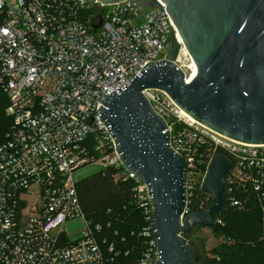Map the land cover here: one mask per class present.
<instances>
[{"label": "built area", "instance_id": "2783aa9c", "mask_svg": "<svg viewBox=\"0 0 264 264\" xmlns=\"http://www.w3.org/2000/svg\"><path fill=\"white\" fill-rule=\"evenodd\" d=\"M13 1L0 0V90L9 98L12 120L0 145V264H156L147 187L124 169L99 109L110 89L167 59L173 31L179 34L166 4ZM100 14L102 25L95 30ZM145 96L168 123L171 146L187 166L185 217L196 206L199 213L208 208L205 201L192 205L215 155L209 154L212 146L234 162L228 206L243 207L247 199L239 200L237 190L248 188L264 203V145L231 147L232 141L185 117L165 92L148 90ZM96 159L108 169L123 168L116 179L136 181L133 197L146 222L132 234L139 245L127 247L126 238L110 232L111 224L93 225L84 213L74 173ZM77 221L80 230L67 228Z\"/></svg>", "mask_w": 264, "mask_h": 264}, {"label": "water", "instance_id": "95a60500", "mask_svg": "<svg viewBox=\"0 0 264 264\" xmlns=\"http://www.w3.org/2000/svg\"><path fill=\"white\" fill-rule=\"evenodd\" d=\"M98 1L110 5L125 0ZM152 1L166 4L197 71L188 81L177 65L182 45L173 31L167 59L149 64L117 91L110 89L99 117L124 169L147 187L159 252L156 264H197L187 237L198 226L212 229L224 214L234 162L222 151L215 153L202 184L213 202L203 213L196 206L185 217L187 166L171 146L168 123L145 92H165L196 122L232 142L264 145V0ZM101 25L100 14L93 28Z\"/></svg>", "mask_w": 264, "mask_h": 264}, {"label": "trees", "instance_id": "16d2710c", "mask_svg": "<svg viewBox=\"0 0 264 264\" xmlns=\"http://www.w3.org/2000/svg\"><path fill=\"white\" fill-rule=\"evenodd\" d=\"M10 105L9 98L0 90V145L7 139L12 120L7 116L6 110ZM176 127L175 130H178ZM208 146L207 148H209ZM206 149L203 151L206 152ZM219 152L214 146L210 147L209 154ZM124 169L109 168L96 174L80 184H77L83 211L93 225L111 224L110 232L117 231L121 237L126 238L127 247L139 245V240L132 234L138 233L145 225L143 209L134 199L135 180L123 181L115 176ZM201 182V179H200ZM237 198L242 202L247 199L243 207L229 205L224 214L215 220L213 232L223 237V243L216 252V257L207 259L202 264H252L255 252L262 248L264 251V203L260 204L253 195L251 188L248 191L237 190ZM205 201L207 208L213 202L201 191L200 183L193 195V205ZM246 213H260L261 221L245 226L243 216ZM188 239V238H187Z\"/></svg>", "mask_w": 264, "mask_h": 264}, {"label": "rangeland", "instance_id": "374dc122", "mask_svg": "<svg viewBox=\"0 0 264 264\" xmlns=\"http://www.w3.org/2000/svg\"><path fill=\"white\" fill-rule=\"evenodd\" d=\"M8 2L9 4H14L13 0H4ZM181 55V54H180ZM190 56L187 53H184L182 58L180 59V67L185 72L186 76L190 73ZM228 145L231 147H239L240 145L238 143L233 142H227ZM219 151L224 152L223 149H219ZM114 153L109 154V159H112L114 157ZM108 168L106 167L105 163L101 159H96L91 163H88L84 166H81L78 168L74 173L75 182L77 184H80L82 181L96 175L99 173L104 172ZM264 213V210H263ZM263 219V215L260 213H246L245 216H243V222L245 226H250L255 224L256 222L261 221ZM82 223L80 221H77L71 225H69L67 228L71 231H78L82 228ZM188 241L192 244V246L195 249L196 258H197V264H202L207 259H213L216 257V252L219 249V247L223 243V237H220L218 234H215L212 229H205L203 227H196L190 232V234L187 237ZM252 264H264V251L262 248H259L255 252V259Z\"/></svg>", "mask_w": 264, "mask_h": 264}, {"label": "bare ground", "instance_id": "6f19581e", "mask_svg": "<svg viewBox=\"0 0 264 264\" xmlns=\"http://www.w3.org/2000/svg\"><path fill=\"white\" fill-rule=\"evenodd\" d=\"M179 39H180V43H182V39H181L180 36H179ZM184 53H187V54H188L187 50L183 47V50H182V52H181V55L179 56V60L182 58V56L184 55ZM189 60H190V59H189ZM180 62H181V61H180ZM189 69H190V73H189V75L186 76V78H187L188 81H190V80L194 77V75H195V73H196V71H197V67H196V65L194 64V62H193L192 59L190 60V66H189ZM183 114L185 115V117H187V118L190 119L191 121H195L191 116H189L188 114H186L184 111H183ZM195 122H196V121H195Z\"/></svg>", "mask_w": 264, "mask_h": 264}]
</instances>
